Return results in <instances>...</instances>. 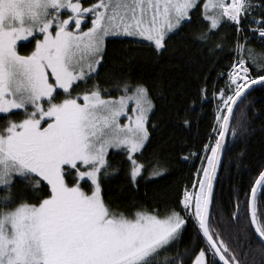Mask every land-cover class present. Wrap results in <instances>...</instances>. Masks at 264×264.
I'll use <instances>...</instances> for the list:
<instances>
[{
  "label": "snow or ice",
  "instance_id": "1",
  "mask_svg": "<svg viewBox=\"0 0 264 264\" xmlns=\"http://www.w3.org/2000/svg\"><path fill=\"white\" fill-rule=\"evenodd\" d=\"M198 11L208 24L199 41L224 26L236 35L224 88L212 90L215 137L203 145L202 178L184 190L181 211L115 212L102 189L107 157L110 149L126 154L130 183L142 178L134 157L149 142V89L125 83L119 99H106L99 84L73 93L99 75L110 38L148 41L160 55ZM253 39L264 47V0H207L202 9L200 0H0V204H16L18 180L37 201L0 213V264H158L189 220L207 241L192 264H241L212 229L209 208L234 109L264 86V55L247 46ZM21 41L34 42L29 53H20ZM200 93L207 99V88ZM20 112L23 119L8 118ZM246 196L250 224L264 239V170ZM168 264L184 262L177 256Z\"/></svg>",
  "mask_w": 264,
  "mask_h": 264
},
{
  "label": "trees",
  "instance_id": "2",
  "mask_svg": "<svg viewBox=\"0 0 264 264\" xmlns=\"http://www.w3.org/2000/svg\"><path fill=\"white\" fill-rule=\"evenodd\" d=\"M200 3L202 9L203 0ZM201 16L202 11L196 12L190 24L186 23L179 34L172 35L167 51L160 55L149 42L110 38L99 75L86 86L81 83L73 93H82L85 87L90 89L95 84L107 90V97L121 94L125 83L149 89L154 105L149 117V142L134 157L143 166L142 178L136 185L130 183L131 165L126 154L109 150L107 157L109 166L105 171L108 175L102 189L106 203L115 212L127 214L136 206L155 209L161 214L181 211L179 201L184 190L201 178L199 170L205 165L204 157L208 154L203 145L214 143L215 137L217 101L212 98V90L213 87L224 88L225 72L234 59L232 50L236 45V35L228 26L221 27L206 41H199L198 37L208 31V24ZM216 45H222L223 50ZM24 46L21 45L23 52L26 51ZM247 46L264 55V47L256 40ZM202 88H207V99L201 97ZM8 118L21 120L24 117L20 112ZM185 120L189 122L187 125ZM5 124L6 119L0 118V128ZM263 169L264 86L257 85L234 109L209 212L212 229L241 264H264V246L252 230L244 203ZM153 170L163 174L152 177ZM30 189V184L18 180L16 204L9 207L0 204V213L20 202L36 203L31 199ZM37 195L43 196L44 192ZM3 196L0 192V199ZM237 205L239 219H234ZM206 247L203 236L189 220L174 247L159 257L158 264H168V258L177 256L184 264H192L199 251Z\"/></svg>",
  "mask_w": 264,
  "mask_h": 264
},
{
  "label": "water",
  "instance_id": "3",
  "mask_svg": "<svg viewBox=\"0 0 264 264\" xmlns=\"http://www.w3.org/2000/svg\"><path fill=\"white\" fill-rule=\"evenodd\" d=\"M257 86V85H256ZM255 87V86H254ZM253 87V88H254ZM227 136V135H226ZM225 140H226V137H225ZM223 152H224V150H223ZM223 152H222V155H221V157H220V165H221V161H222V156H223ZM220 165L218 166V169H217V173H216V178H215V180L213 181V193H214V190H215V185H216V182H217V178H218V173H219V169H220ZM264 170V169H263ZM211 206V205H210ZM209 212H210V208H209ZM249 219H250V214H249ZM252 227V226H251ZM252 230H253V232H254V234H255V236L257 237V239L260 241V243L264 246V239H261L260 237H259V235L255 232V230H254V227H252ZM201 235H202V233H201ZM204 238V237H203ZM204 240L206 241V239L204 238ZM206 243H207V241H206ZM217 260H218V257L216 258ZM219 262V261H218ZM220 264H223V262H219Z\"/></svg>",
  "mask_w": 264,
  "mask_h": 264
},
{
  "label": "rangeland",
  "instance_id": "4",
  "mask_svg": "<svg viewBox=\"0 0 264 264\" xmlns=\"http://www.w3.org/2000/svg\"><path fill=\"white\" fill-rule=\"evenodd\" d=\"M91 2H95V0H91ZM207 2V0H203V4L204 3H206ZM85 6H87V4H85ZM203 6V5H202ZM211 11V10H210ZM86 30V29H85ZM21 42H24V41H21ZM146 42H148V41H146ZM150 43V42H149ZM24 52H26V51H24ZM131 94V92H129V95ZM121 95H124V92H122L121 94H119L118 96H116V97H107V96H105V98L106 99H119V97L121 96ZM134 105L130 102L129 103V115H131L132 113H131V108L133 107ZM121 120H122V122L123 123H127V120L125 119V118H121ZM111 150V149H110ZM206 164V163H205ZM201 178H202V175H201ZM194 185V184H193ZM191 189H192V191H193V186H191L190 187ZM189 189V188H188ZM190 190V189H189ZM11 210V209H10ZM9 211V210H8Z\"/></svg>",
  "mask_w": 264,
  "mask_h": 264
},
{
  "label": "flooded vegetation",
  "instance_id": "5",
  "mask_svg": "<svg viewBox=\"0 0 264 264\" xmlns=\"http://www.w3.org/2000/svg\"><path fill=\"white\" fill-rule=\"evenodd\" d=\"M23 44H25V50H26V52H23V51H21V45H23ZM18 47H19V51H20V53L21 54H27V53H29L31 50H32V48L34 47V42H32V43H29V42H27V41H24V42H18ZM23 48V47H22Z\"/></svg>",
  "mask_w": 264,
  "mask_h": 264
},
{
  "label": "built area",
  "instance_id": "6",
  "mask_svg": "<svg viewBox=\"0 0 264 264\" xmlns=\"http://www.w3.org/2000/svg\"><path fill=\"white\" fill-rule=\"evenodd\" d=\"M234 62V59H233V61L231 62V64ZM230 71V66H229V68L226 70V72H225V76H226V79H227V73ZM193 186V185H192ZM190 189V190H189ZM189 189H187L188 191H192V189L191 188H189ZM183 196V195H182Z\"/></svg>",
  "mask_w": 264,
  "mask_h": 264
}]
</instances>
